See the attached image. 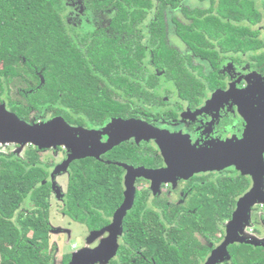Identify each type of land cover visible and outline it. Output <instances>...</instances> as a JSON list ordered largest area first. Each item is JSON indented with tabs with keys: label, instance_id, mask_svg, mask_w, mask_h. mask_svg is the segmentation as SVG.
Returning a JSON list of instances; mask_svg holds the SVG:
<instances>
[{
	"label": "trees",
	"instance_id": "obj_1",
	"mask_svg": "<svg viewBox=\"0 0 264 264\" xmlns=\"http://www.w3.org/2000/svg\"><path fill=\"white\" fill-rule=\"evenodd\" d=\"M209 1L205 12L181 9L191 22L173 21L181 41L212 62L214 52L203 48L213 41L222 51L259 45L249 31L262 23L256 3L264 10V0ZM181 2L95 0L96 11L112 19L80 35L67 27L63 0H0V106L29 124L50 117L70 126L99 127L110 119L140 118V103L149 102L151 82L157 79L147 63L179 86L190 77L166 43L165 11L178 9ZM143 151L121 144L100 158L73 161L62 214L89 233L109 226L124 200V166L135 170L151 164ZM42 152L33 146L22 158L0 152V264H54L49 222L53 164L43 163ZM245 188L224 180L218 193H194L185 208L162 202L158 211L145 193H135L116 257L108 264H203L208 251L197 236L211 242ZM231 254L230 264H264V253L248 247ZM70 260L71 255H63L61 264Z\"/></svg>",
	"mask_w": 264,
	"mask_h": 264
},
{
	"label": "flooded vegetation",
	"instance_id": "obj_2",
	"mask_svg": "<svg viewBox=\"0 0 264 264\" xmlns=\"http://www.w3.org/2000/svg\"><path fill=\"white\" fill-rule=\"evenodd\" d=\"M63 1L78 3L83 0ZM87 1L88 7L93 9L94 12L112 16V14L96 11L93 5L95 0ZM183 1L178 9L174 10L168 7L165 11L166 43L180 55L186 73L190 77L186 78L179 86L173 79L165 76L164 70L158 72L154 66L147 63L146 68L149 74L157 78L151 82L150 100L145 104L140 103L139 107H141L142 111L140 118L124 120L140 121L158 131L172 137H177L176 139L179 141L178 148L169 149L168 154L164 157L153 140L137 143L134 139H131L122 144H133L143 149V152L151 160V164L148 168L137 167L135 169L142 168L152 172L163 171L165 173L169 169L175 168V164L186 163L190 158L186 148H192L201 153L206 163H213L216 159L218 161L217 157L221 154L233 155L235 158L237 156H244L245 165L240 168L231 166L218 171L193 174L191 172L190 175L186 176L176 175L175 169H173V172L167 173L166 181H161L162 178L154 180L137 178L134 182L135 193H145L147 203L151 208L157 209V211L158 204L162 202L167 206L185 208L186 203L194 193H218L220 182L224 180L239 182L240 188L246 187L243 194L235 199V205L230 218L221 223V230L219 229L214 234L211 242L197 236L201 245L206 247L208 251L203 262L205 264L211 253L224 242L227 225L232 221L239 199L252 190L253 173L262 171L263 168L256 154L246 149L249 146H258L264 138V10L262 9V3L257 2L256 7L260 14H262L263 20L259 25L251 27L249 31L255 35L254 38L259 42V45L255 47L247 46L238 50L222 51L216 45L217 43L213 41L210 47L203 48L205 51L210 50L214 52V62H212L209 56L203 57L196 54L191 46L177 37L176 33V37L185 46L183 52L170 46L167 41L168 19L166 12L168 10L179 12L178 17L174 15L169 19L170 23L174 26L175 32L174 20L182 23L184 26L191 24L190 20L183 16L181 12L182 8H185L187 11L199 10L201 12H205L210 8L209 0H199L206 3V7L202 9H189L183 5ZM63 18L66 21L64 15ZM92 31L94 30H89L86 33ZM246 37L250 40L251 35L249 34ZM197 48L202 49L199 46ZM112 121L113 119H110L103 126L99 127H92L90 125L71 127L103 133V136L99 140L101 143L106 144L108 134L112 136L115 130L114 127H111L105 132V128ZM76 138L81 137L77 135ZM185 143L187 144L186 147ZM87 146L89 145L87 144ZM55 150L54 153L56 155L60 153L63 156L60 163L65 161L68 155L67 150L63 147ZM56 166L55 164L51 168L50 175ZM123 171L122 185L124 193V181L127 175L126 168H123ZM261 180L263 182L261 191L264 193V175L261 176ZM202 187L210 189V191L203 192L201 191ZM55 197L58 198L56 194ZM60 200L63 205L64 196L60 197ZM248 216L249 222L242 229L239 239L253 242L255 245L246 243L230 244L226 248V254L222 256L217 264H230L233 259L231 252L233 250L236 251L240 247H248L255 253H264V203L256 202L250 207ZM245 228H248V235L252 238L243 236Z\"/></svg>",
	"mask_w": 264,
	"mask_h": 264
},
{
	"label": "water",
	"instance_id": "obj_3",
	"mask_svg": "<svg viewBox=\"0 0 264 264\" xmlns=\"http://www.w3.org/2000/svg\"><path fill=\"white\" fill-rule=\"evenodd\" d=\"M111 127H114L113 135L109 136L106 144L99 140L103 133L87 131L83 128H75L66 124L61 118H54L45 124H29L8 111L6 107L0 106V144H16L18 146L31 145L38 149L54 150L63 147L67 150V157L65 161L57 165L50 176L52 189L55 194L60 197L58 188L53 182L56 175L68 171L70 164L80 158L95 157L110 152L113 148L134 139L137 143L140 141L153 140L158 146L162 155L166 157L169 149L178 148L177 137H172L164 132L158 131L147 124L136 120H113L106 128L105 132ZM106 134V133H104ZM79 135L81 138H76ZM98 135V136H97ZM97 136V137H95ZM87 144L89 146H87ZM185 143V147H186ZM189 160L185 163L175 164V168L169 169L168 172L163 171H147L142 168L131 169L126 166L127 175L125 177L123 193V203L115 211L111 223L105 229L92 232L93 236L108 233L106 239L93 250H84L71 255V260L68 264H108L109 261L116 257L119 247V240L123 232V220L128 211L131 210L134 198L135 187L134 182L137 178H145L147 180H154L162 178L161 181H166V175L173 169L178 176H186L193 173L218 171L225 168L236 166L240 168L245 165L244 156L223 155L221 154L213 163H206L203 160L201 153H198L192 148H186ZM247 151L256 154L259 158V163L263 166L262 171H256L252 175L253 188L246 193L237 203V209L233 215L232 221L227 225L226 237L224 242L206 260L205 264H217L223 255L226 254V248L233 243H246L255 245L250 241H243L240 238V233L245 225L249 222V210L256 202L264 203V193L261 188L263 182L261 176L264 175V138L260 141L258 146H249ZM173 172V171H172ZM168 173V174H167ZM251 173V172H250ZM251 175V174H250ZM163 176V177H162Z\"/></svg>",
	"mask_w": 264,
	"mask_h": 264
},
{
	"label": "rangeland",
	"instance_id": "obj_4",
	"mask_svg": "<svg viewBox=\"0 0 264 264\" xmlns=\"http://www.w3.org/2000/svg\"><path fill=\"white\" fill-rule=\"evenodd\" d=\"M183 5L189 9L193 8H205L206 3L199 0H184ZM63 15L66 17L67 27L70 31L84 35L89 30H95L103 27L112 16L101 15L93 11L88 7V1L82 2H66L63 1ZM179 16L178 11L168 10L166 17L167 23V41L170 46L174 47L180 52L185 49L184 44L176 37L174 32V26L170 23L171 16ZM50 121V117H39L34 124L40 125ZM31 145L18 146L16 144H0V152L4 154L14 153L19 158H22L27 148ZM18 147V148H16ZM35 148V147H34ZM40 158L43 163L53 164V166L61 164L63 156L54 153L53 148L45 149ZM69 181V174L67 172L60 173L55 176L53 182L58 188L60 197L66 194L67 185ZM57 196V195H56ZM58 197V196H57ZM60 197L56 198L55 195L51 200L50 208V226L52 231L50 233V250L54 255V264H61L63 255H72L84 250H93L98 247L108 236V233L93 236L87 229L78 223L71 221L65 217L62 210V202ZM248 235V228H245L244 235L247 238H252ZM73 247H75L73 249Z\"/></svg>",
	"mask_w": 264,
	"mask_h": 264
},
{
	"label": "built area",
	"instance_id": "obj_5",
	"mask_svg": "<svg viewBox=\"0 0 264 264\" xmlns=\"http://www.w3.org/2000/svg\"><path fill=\"white\" fill-rule=\"evenodd\" d=\"M75 247H73V249H74Z\"/></svg>",
	"mask_w": 264,
	"mask_h": 264
}]
</instances>
